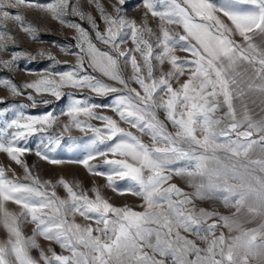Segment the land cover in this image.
<instances>
[{
	"label": "snow or ice",
	"instance_id": "snow-or-ice-1",
	"mask_svg": "<svg viewBox=\"0 0 264 264\" xmlns=\"http://www.w3.org/2000/svg\"><path fill=\"white\" fill-rule=\"evenodd\" d=\"M89 3L99 20L80 0H0V53L16 44L6 22L38 39L24 10L50 14L75 30L74 44L57 45L74 63L41 49L37 55L53 63L38 79L18 86L0 78V86L13 96L27 89L56 100L67 96L60 112L68 117L64 131L74 126L92 132L87 142L80 138L83 158L67 163L105 177L107 187L120 195L141 198L144 210L115 206L100 186L84 189L64 176L53 181L34 175L22 159L31 149L20 142L26 145L39 133L35 154L54 165L66 163L49 155L62 139L48 134L59 117L52 111L26 115L29 105L12 103L0 109V116L12 113L0 128V152L24 175L21 179L0 164V227L7 234L0 240V264H264V117L254 119L243 103L248 93L264 98V0H142L140 22L128 16L126 0H115L111 11L100 0ZM150 20L158 23L150 26ZM21 57L37 58L13 51L8 59L0 56V67L15 72ZM61 63L66 70L55 67ZM84 89L112 98L92 103ZM27 98L35 106L32 92ZM235 100L242 101V114ZM101 108L115 118L97 111ZM93 119L102 125L90 123ZM69 139L75 144L78 138ZM97 158L102 163H90ZM102 166L105 171H99ZM174 176L192 191L172 183ZM124 180L129 183L120 188L117 181ZM217 201L234 211L222 214ZM8 202L19 211L9 210ZM257 218V227L244 226ZM27 224L34 226L31 235L24 232ZM221 228L228 229L227 236Z\"/></svg>",
	"mask_w": 264,
	"mask_h": 264
},
{
	"label": "rangeland",
	"instance_id": "rangeland-1",
	"mask_svg": "<svg viewBox=\"0 0 264 264\" xmlns=\"http://www.w3.org/2000/svg\"><path fill=\"white\" fill-rule=\"evenodd\" d=\"M34 2L38 3H48L52 2V0H34ZM115 2V0H100V3L104 4V6L111 11L110 4ZM80 6L83 10L92 12L94 16L99 20V13L95 11L94 4H90L89 0H80ZM126 12L129 17H134L137 19L138 22L141 21L143 16V9H142V0H126ZM23 14L26 16L27 20L30 21L39 31H38V39L33 40L29 37L26 33H24L19 25H16L14 22L9 21L6 22L4 27H6L11 34L14 36L16 40L15 45H10L8 51L4 53H0L4 59H8L11 56L13 51H27L30 52L32 55L37 56L35 60H29L27 57H21L19 61H17V70L15 72H10L8 69L0 67V78H10L18 86H22L24 83L31 82L34 79H38L41 69L47 68L53 62L48 59L47 57H40L38 56V52L41 49L45 51L52 52L56 58L60 61H68L69 63H74L75 58L67 55L60 51V48L57 45H67L69 43L74 44L75 41L72 37L75 35V30L67 28L64 25H61L58 20L52 18L50 14L38 12L35 10H24ZM70 19H74L77 22L83 24L84 27H89L86 21L81 22L79 21L78 17H69ZM158 23V20H150V26H155ZM105 25L103 22H100V28L103 29ZM158 31V30H157ZM257 42L259 43L260 38H256ZM128 46L131 45V41L129 40ZM179 55H184V53H178ZM56 68L59 70H66V65L61 63L60 65H56ZM165 70L169 68V65L165 63L163 66ZM31 70V71H29ZM130 74V69L128 70ZM182 80L184 77L181 78ZM112 83L111 81H108ZM135 86V85H133ZM65 92L69 91V89H64ZM75 91V90H73ZM83 95L85 98L90 97V102L101 104V103H108L111 100V94L107 97L98 96L95 93H92L88 89H84ZM27 92H32L35 99L36 104L35 106L32 105V101L27 98ZM79 95V93H78ZM0 97H4L6 103L0 104V109L5 107H9L12 103H22L27 104L29 107L24 109L26 115H41L45 112L52 111L55 115L59 117V123L54 125L53 127L48 129V134H51L53 138H56L62 134V139L59 146L55 147V151L50 152L49 155L54 159H59L66 161L64 164L54 165L47 161L42 160L38 157L35 152L37 145L40 143L41 134L36 133L29 137L27 144L25 145L23 141L20 142L19 146H26L31 149L30 152L25 153L22 159H24L29 167L31 168L34 175H38L41 180H53L55 181L59 176H64L70 182L79 181L84 189H91L93 185L100 186L102 189V194L109 200L110 203L114 204L115 206H129L132 207L136 211H143L144 209L141 207L143 201L141 198L133 196L131 194H124L120 195L117 191H113V189L108 188L106 185V179L102 176H96L94 174H90L88 170L80 164L75 163H67L69 160H76L82 159L85 155V150L80 142V138L83 139L84 142H87V139L92 136L91 130L81 131L80 129L75 128L74 126L71 127L68 131H64L63 124L67 122L68 117L60 115L62 109H66L67 104L69 103V98L67 96L62 97L60 100H56L55 97L51 96L50 94L43 93L37 94L33 89L25 90V95L22 96H13L9 93V91L0 86ZM48 99L51 101L49 104H44L43 100ZM253 101H255L253 103ZM243 103H247V107L249 109L250 114L253 116L254 119H260L264 117V98H261L258 93H248L243 98ZM234 104L237 108L238 115L242 114V101L235 100ZM226 110V109H224ZM97 111L102 112L103 114L113 115L114 113L110 109H98ZM223 111V110H222ZM222 114V112H221ZM161 118L163 119V113L160 114ZM12 118V113L9 112L3 116H0V128L4 127V121L10 120ZM115 118V116H114ZM84 119V117H81ZM93 125L101 126L102 122L98 120H91L89 121ZM121 126L127 127V125L121 123ZM169 131H173L170 124H168ZM244 130V129H241ZM11 131V130H9ZM255 135V134H254ZM76 137L77 142L74 144L69 137ZM145 142H148L147 137H143ZM46 142V140H45ZM90 163H102L100 158H97L96 161H90ZM0 164L4 165L6 168L10 166L12 169H15L17 175L23 178V170L15 164L14 161H11L10 158L7 156L6 153L0 152ZM105 167H101L99 171H105ZM7 175L11 176L12 173L8 171ZM172 183H176L179 187L183 188L185 191H192V189L188 186L186 181L180 177H173ZM129 182L124 181H117V184L120 188H124L127 186ZM60 196H65V192L63 188L57 189ZM199 203V202H198ZM9 210L12 211H19V206L15 205L12 202H8L6 205ZM201 206H208L206 204H201ZM216 209L224 215H230L234 209L225 208L222 202L217 201L215 204ZM77 222L84 223L83 218L77 216ZM260 223L259 218L254 221L246 223L244 226L246 228H253L257 227ZM34 226L32 224H27L24 227V232L26 235H31V229ZM221 231L228 235L227 228H221ZM6 232L5 230L0 227V240L6 239ZM219 235V232L217 233ZM191 238V237H190ZM39 242L42 246L47 245L48 242L44 241L43 238H38ZM201 247L205 245L197 241ZM53 247L60 253L62 250L59 248L58 245L53 244ZM34 257L38 256V250H32L31 253ZM67 254V253H65Z\"/></svg>",
	"mask_w": 264,
	"mask_h": 264
}]
</instances>
